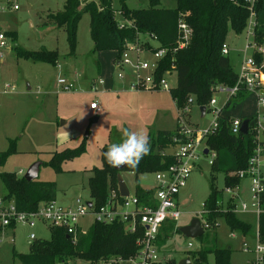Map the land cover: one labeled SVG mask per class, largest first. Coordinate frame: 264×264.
<instances>
[{"label":"rangeland","instance_id":"374dc122","mask_svg":"<svg viewBox=\"0 0 264 264\" xmlns=\"http://www.w3.org/2000/svg\"><path fill=\"white\" fill-rule=\"evenodd\" d=\"M126 1L130 7L148 5V0ZM17 2L18 9L0 15V22L4 28L16 30V38L10 41L12 47L0 56L1 79L14 85V89L10 91H3L0 87V150L8 146L9 138L15 139V151L0 165V171H14L17 175H23L34 161H46L52 151L74 146L85 138V151L66 160L62 164V171L56 172L45 164H41L39 168V178L55 181V198L71 204L77 196L84 200L88 199L87 177L91 174L93 166L101 165V147L104 144L119 143L123 138V131L128 127L133 131L147 134L157 129V123L160 128L178 126L185 129L206 127L212 122V114L206 111L201 115L194 100L188 103V110L181 111L188 100L179 107L169 90L163 88L134 91L133 96L127 97L124 101H117V95L113 91H107L102 96L96 95L103 109L98 113L89 111V100L94 97L90 89L92 80L99 77H102L104 83L112 78L116 80L119 70L128 77L130 65L123 64L121 68L117 67L116 52L113 50H92L93 40L89 31L88 12H83L78 21L76 44L73 53L70 54L65 26L57 25L51 20V16L62 12L65 0H17ZM174 4L175 0H160L159 3L165 7ZM112 5L118 8L119 0H112ZM116 16L120 23L125 22L119 11L116 12ZM256 22L264 28L263 15L258 17ZM233 36L234 33L230 31L228 55L234 70L238 71L240 60L248 53V49L247 51L245 49L246 31L238 35L239 39L235 45L231 43ZM150 40L155 42L153 39ZM15 44L29 49L41 47L56 49L58 59L52 64L18 57L14 52ZM131 46H134L135 50L141 49L140 58L148 60L154 58L147 48L134 44ZM129 57L133 58L135 54L129 53ZM59 76L72 80L73 88L65 91L59 87L56 82ZM168 82L171 86L176 84L175 72L168 75ZM213 95L217 103L221 104L223 94L217 91ZM253 106L254 94L250 93L243 100L232 99L228 112L230 115L241 114L245 117L253 113ZM95 115L98 117L94 118ZM147 123L150 125L148 129ZM172 148L174 147L170 146L166 150L170 151ZM122 174L131 193L136 178L142 185H152L156 182L153 171L135 176L133 171L122 170ZM211 176H214L215 186L223 190V206L227 205L225 201L229 194L224 191V186L229 184L224 183L222 172L211 171L210 155H202L178 195V207L182 211L177 220L179 226L188 223L193 216H200L203 201L209 192ZM4 192L5 188L0 180V194ZM240 196L238 203L242 199L247 201L250 199L249 182L246 178L242 181ZM238 215L251 223L249 232L246 234L237 230L232 232L224 218L218 217L216 240L219 245L231 247V264H248L247 259L252 256V252L243 248V241H247L249 248L250 244L252 246L258 219L253 212L238 210ZM91 221L90 215L82 217L80 219L82 229H86ZM30 231H34L39 238L50 237V227L41 221H37L34 226L17 224L11 231L0 228V264H22L14 255V251H28L30 241L26 236ZM188 241L192 242V246L188 245ZM199 245L198 238L187 237L177 230L169 234L160 253L165 259L175 258L178 264L179 259L187 255L189 248L193 250ZM207 259L212 263L213 255L209 254ZM128 260L125 259L122 264H126ZM76 264L88 262L78 259Z\"/></svg>","mask_w":264,"mask_h":264},{"label":"trees","instance_id":"16d2710c","mask_svg":"<svg viewBox=\"0 0 264 264\" xmlns=\"http://www.w3.org/2000/svg\"><path fill=\"white\" fill-rule=\"evenodd\" d=\"M159 3L160 0H148L147 6L130 7L126 0H119V7L115 8L112 0H65L62 12L51 16V20L57 25L65 26L70 54L74 51L77 24L83 12L90 15L89 31L93 40V51L115 50L116 59L119 60L129 44L148 50L166 48L163 56L157 59L155 79L165 75L167 69L174 71L176 84L171 86L169 92L176 105L181 107L192 96L199 108L200 105L207 104L212 89L217 84L233 85L236 82L237 70H234L228 53H224L221 47L223 42L228 41L230 31L234 35L246 31L251 8L255 19L253 40L256 44L264 42V28L256 22L258 17L264 16V0H254L252 4L248 0H175V4L169 7L160 6ZM117 11L125 22H119ZM181 18L190 28V33L187 41L179 46L178 22ZM5 33L13 40L16 38V30H5ZM14 52L18 57L52 64L58 59L57 50L46 47L29 49L15 44ZM253 54L259 61L260 54L255 51ZM248 93L246 89H242L229 98L223 106L219 126L205 136L207 147L215 152L210 162L211 171L222 172L224 183L233 186L242 180L237 172L246 167L253 150V142L249 130L238 133L230 130V114L227 109L232 99L243 100ZM147 135L150 152L135 168L124 166L120 170L115 169L108 164L104 155L110 145L104 144L101 147V165L93 166L87 178L88 197L95 208L106 202L111 188L118 187L117 173L121 170L133 171L137 176L142 172L166 168L175 160L174 154L166 152V148L176 146L177 141L173 137L181 136L184 139L178 126L173 129L158 128ZM85 149L86 139L83 138L74 146L52 151L48 160L42 161V164L60 172L66 160L81 154ZM14 151L15 139L9 138L8 146L0 150V165ZM0 180L5 188L3 197L12 199L19 209H35L39 202L54 199L56 196V183L52 179L36 177L27 180L14 171H0ZM134 194L142 204L156 203L153 198L154 190L142 187L137 178ZM223 194V190L215 186L214 176H211L201 216L210 225L196 237L200 240L199 247L193 250L189 248L186 252L192 264H231V247L219 245L216 240L218 217L224 218L230 230L246 234L251 228V223L233 210L232 198L228 197L225 201H228L227 205L223 206ZM262 205L264 207V200ZM257 225L260 239L264 242V211L259 213ZM49 227L50 237L30 240L26 252L14 251L22 264H76L78 259L86 260L88 264H97L104 258L128 259L138 249V232L125 230L122 221L94 220L86 229L79 226L74 238L64 227ZM177 230L179 231V226L175 219H165L157 235L158 247L164 244L171 232ZM209 254L213 255L212 263L207 259ZM175 261V258H166L150 264H176Z\"/></svg>","mask_w":264,"mask_h":264},{"label":"built area","instance_id":"2783aa9c","mask_svg":"<svg viewBox=\"0 0 264 264\" xmlns=\"http://www.w3.org/2000/svg\"><path fill=\"white\" fill-rule=\"evenodd\" d=\"M248 1L252 4L254 0ZM18 8L17 0H0V14ZM254 26V12L251 8L246 28L247 37L245 44V49H250L251 51L244 54L240 62L237 80L233 85L217 84L213 87L212 95L205 105L206 111L213 116V120L209 125L206 127L179 128L184 139L181 136L173 137L177 141L176 149L173 152L175 160L166 168L154 171L156 185L153 196L156 203L142 204L134 193L121 195L118 187L111 188L106 202L96 208L93 206L92 201L89 205L87 203L88 199L84 200L81 196H77L71 204L60 202L54 198L39 202L35 209L23 210L17 208L12 199L0 196V228L12 227V225L15 226L17 224L34 226L37 221H41L48 226L64 227L74 238L77 228L81 227L80 219L86 215H90L92 221H122L125 230L138 232L136 239L137 252L128 258L129 260L126 264H150L151 262L160 261L161 255L156 243L160 227L167 218L175 219L176 221L179 219L182 213L178 207L177 198L180 189L186 185L189 174L196 167L200 156L209 154L211 162L215 155V152L210 150L205 144V136L219 126L224 104L242 89L254 94L253 113L247 117V131L249 130L252 134L253 150L248 158L246 167L237 172L240 178L248 179L250 199L249 201L242 199L238 203V199L241 198L240 183L234 186L225 185L224 191L233 199V210L235 212H238V210L241 212L254 211L259 216V213L264 211L262 205L264 200V44H256L254 42ZM5 30L0 22V56L11 47ZM178 30L177 43L182 46L187 41L190 33V28L182 18L178 22ZM221 48L224 53H228L229 42H223ZM131 51L135 54L133 58L129 57ZM140 51L141 49L135 50V47L129 44L119 58L121 65L128 64L133 68L134 80L132 87L169 90L171 85L168 82V75L172 71L167 69L165 70V75L159 79L154 77L157 59L163 56L166 48L159 47L150 50L154 56V60L151 61L140 58ZM254 51L260 54L261 58L259 61L254 56ZM117 75L119 77L123 76L121 70L117 72ZM98 81L101 82V79ZM56 82L65 91L72 89L74 86L73 82L64 76L57 77ZM13 88L14 85L8 82L2 84L3 91L12 90ZM92 88L94 89L95 86L93 85ZM217 91L223 94L221 104L217 103L213 95ZM187 100V104L181 108V111L188 110V103L193 101L191 96ZM89 106L96 110L100 109L96 100H92ZM244 118L246 117L230 115L228 122L233 133L241 132L240 127ZM205 148H207L206 153L204 152ZM201 212L203 213L204 209ZM209 225L203 219V230L209 228ZM254 236L255 243L252 246L250 245L249 248L248 243L244 241L243 248L253 253L250 258L251 264H264V242L260 239L258 225ZM36 237L34 231L29 232V240ZM188 245L192 246V242L188 241ZM125 259L122 257L104 258L100 259L97 264H122Z\"/></svg>","mask_w":264,"mask_h":264},{"label":"crops","instance_id":"0c3cea01","mask_svg":"<svg viewBox=\"0 0 264 264\" xmlns=\"http://www.w3.org/2000/svg\"><path fill=\"white\" fill-rule=\"evenodd\" d=\"M7 13V12H6ZM2 14H4V13H2ZM1 15V14H0ZM6 30H11V28H5ZM235 36H238V35H234L233 36V39H232V41L235 39ZM8 37H9V40L10 41H12L13 39L8 35ZM238 39H239V36L237 37V40H236V42H235V44L238 42ZM232 43V42H231ZM246 44V43H245ZM12 47V46H11ZM10 47V48H11ZM10 50V49H9ZM9 50H7V51H9ZM113 51H115V50H113ZM246 51H247V49H246ZM251 50L250 49H248V52H250ZM116 52V51H115ZM130 53H133L132 51L130 52ZM116 58V57H115ZM148 60V59H147ZM151 60H154V58H152V59H150L149 61H151ZM242 60V59H241ZM241 60H240V62H241ZM115 64H116V66L117 67H120L121 68V64H120V62H119V60L118 59H116V61H115ZM239 66H240V63H239ZM172 72H174V71H172ZM171 72V73H172ZM170 73V74H171ZM169 74V75H170ZM127 75H128V77H126L125 76V74L123 73V76L122 77H119L118 75V79H116V80H114V78H112V79H110V80H107V82H105L104 83V80L102 79V77H99V78H97V79H93L92 80V84H91V86H90V89H91V91H92V93L94 94V97H92L90 100H89V103L92 101V100H96L97 102H98V104H99V106H100V109L99 110H96V109H94V108H91L90 106H88V110L89 111H91V112H94V113H98V112H100L103 108H102V105H101V103H100V101L98 100V99H96V95H100V96H102L104 93H106L107 91H113L116 95H117V101H120V100H123L124 101V99H126L127 97L128 98H130L131 96H133V93H134V91H138V90H142V89H144V88H136V87H132V84H133V80H134V71H133V68H132V66H129V69H128V71H127ZM99 79H101V82L100 81H98ZM69 80V79H68ZM69 81H71V82H73L72 80H69ZM4 82H7V81H3L2 79H1V75H0V87H2V84L4 83ZM73 84H74V82H73ZM58 85V84H57ZM95 86V88L93 89L92 88V86ZM14 89V88H13ZM12 89V90H13ZM153 89H155V88H153ZM156 89H160V88H156ZM10 91V90H9ZM250 93H248V95H249ZM136 95V94H135ZM138 95V94H137ZM247 95V96H248ZM246 96V97H247ZM245 97V98H246ZM244 98V99H245ZM114 100H115V98H114ZM253 109H254V106H253ZM227 113H229L228 112V109H227ZM240 116H242L241 114H239ZM251 115V114H250ZM249 115V116H250ZM98 116H94V118H97ZM246 117V116H245ZM177 120V118L175 119V121ZM174 121V122H175ZM174 124H176V122L174 123ZM150 125L147 123V126H146V128L148 129V127H149ZM156 128L158 129V128H160V127H158L159 126V123H157L156 124ZM175 127V126H174ZM163 128H165V127H163ZM124 129V128H123ZM128 129L129 130H131L129 127H128ZM167 129H173V128H167ZM174 148H172L170 151H167L166 150V152H171V153H173L174 152V150L176 149V146H173ZM41 164H42V162H41ZM120 174L122 175V177H123V179H124V181H125V183H126V185H127V187H128V189H129V186H128V184H127V182H126V180H125V178H124V176H123V174H122V170L120 171ZM90 175V174H89ZM88 175V176H89ZM88 178V177H87ZM243 179H245V178H243ZM243 179L240 181V191H241V187H242V181H243ZM138 182H139V180H138ZM139 184L142 186V187H144V188H152L153 190H154V187H155V185H156V182L154 183V184H152V185H142L140 182H139ZM134 189H135V184H134V187H133V192L131 193V191H130V189H129V193L130 194H133L134 193ZM182 189V188H181ZM181 189H180V191H181ZM180 191H179V193H180ZM179 193H178V195H179ZM241 193V192H240ZM65 194V191H63V195ZM154 195V194H153ZM0 196H3V194H0ZM153 198H154V196H153ZM177 198H178V196H177ZM88 201H91V200H89V197H88ZM228 202V201H227ZM179 203V202H178ZM243 212H253L254 214H255V212L254 211H243ZM237 214H238V212H236ZM256 215V214H255ZM201 216H202V212L200 213V216H197V217H199L200 218V220H201V225H202V221H203V219H201ZM194 217V216H193ZM257 219H258V216H257ZM246 220V219H245ZM247 221H249V220H247ZM257 224H258V220H257ZM177 225H178V223H177ZM217 225H218V223H217ZM179 226V225H178ZM15 227H16V225L15 226H12V227H5L4 229H6L7 231H11V230H14L15 229ZM180 227V226H179ZM217 227V226H216ZM179 232H181L180 230H179ZM232 232H234L233 230H232ZM254 234H255V232H254ZM254 234H253V240H254V242H253V244L255 243V236H254ZM27 237V240L28 241H30L29 240V238H28V236H26ZM197 237V236H196ZM167 240H168V238H167ZM166 240V241H167ZM165 241V242H166ZM165 242H164V244H165ZM244 242V241H243ZM247 242V241H246ZM163 244V245H164ZM252 244V245H253ZM163 245H161L160 247H158V249H159V252H161V249H162V246ZM251 245V244H250ZM158 246V245H157ZM160 255H161V258H160V261H163L164 259H165V257H164V255H162V253H160ZM187 256V255H186ZM252 256H253V253H252ZM252 256H250V258L252 257ZM250 258H248L247 259V263L248 264H250V262H249V260H250Z\"/></svg>","mask_w":264,"mask_h":264},{"label":"clouds","instance_id":"9594fccd","mask_svg":"<svg viewBox=\"0 0 264 264\" xmlns=\"http://www.w3.org/2000/svg\"><path fill=\"white\" fill-rule=\"evenodd\" d=\"M119 143H112L104 153L109 165L135 168L150 152L149 137L145 132L125 129Z\"/></svg>","mask_w":264,"mask_h":264},{"label":"water","instance_id":"95a60500","mask_svg":"<svg viewBox=\"0 0 264 264\" xmlns=\"http://www.w3.org/2000/svg\"><path fill=\"white\" fill-rule=\"evenodd\" d=\"M237 37L238 36H235V39L232 41L233 45H235ZM199 109H200L201 115H203L205 113V105H200ZM247 122H248L247 118H244L242 120V124L240 127V130L242 132L247 131ZM204 152L205 153L207 152V148L204 149ZM40 165H41L40 160H36L33 163H31L23 174L24 178L27 180H31V179L38 177ZM123 167L124 166L114 167V168L120 170ZM117 185H118V188H119L121 195H128L129 194V189H128L122 175L120 174V172L117 173ZM87 203L90 205L91 201H88ZM179 230L184 235H186L187 237H196V236H199L200 234H202L204 232L202 225H201V220L197 216L192 217L188 223L181 225L179 227ZM178 264H192L190 256L187 255V256L180 258L178 261Z\"/></svg>","mask_w":264,"mask_h":264}]
</instances>
